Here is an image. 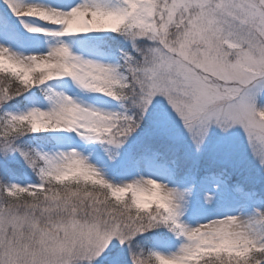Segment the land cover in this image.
Listing matches in <instances>:
<instances>
[{
	"label": "snow or ice",
	"instance_id": "snow-or-ice-1",
	"mask_svg": "<svg viewBox=\"0 0 264 264\" xmlns=\"http://www.w3.org/2000/svg\"><path fill=\"white\" fill-rule=\"evenodd\" d=\"M213 128L264 168V0H0V264H264Z\"/></svg>",
	"mask_w": 264,
	"mask_h": 264
},
{
	"label": "rangeland",
	"instance_id": "rangeland-1",
	"mask_svg": "<svg viewBox=\"0 0 264 264\" xmlns=\"http://www.w3.org/2000/svg\"><path fill=\"white\" fill-rule=\"evenodd\" d=\"M188 146L191 148V145L188 144ZM237 147L239 152L233 151ZM196 156L202 160L218 162V165L215 164L219 167L230 168L234 172L230 171L233 183H240L245 191L255 192L259 197L264 198V168H261L258 161L253 159L243 147V136L238 128L227 134L213 128L203 150ZM207 173L209 172L205 174ZM245 183L250 185L252 190H249L250 187H247ZM259 184L262 186L260 187Z\"/></svg>",
	"mask_w": 264,
	"mask_h": 264
}]
</instances>
